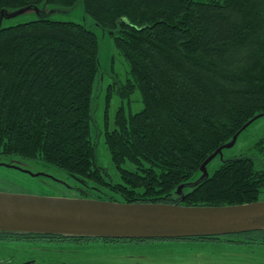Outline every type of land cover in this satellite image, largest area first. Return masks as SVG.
<instances>
[{
    "label": "trees",
    "instance_id": "1",
    "mask_svg": "<svg viewBox=\"0 0 264 264\" xmlns=\"http://www.w3.org/2000/svg\"><path fill=\"white\" fill-rule=\"evenodd\" d=\"M80 2L130 67L125 83L109 85L108 104L114 95L127 99L136 90L143 98L141 111L118 109L114 129L105 115V143L121 181L111 182L96 163L100 40L76 21L40 17L0 26V157L39 160L84 180L81 198L185 206L261 200L264 166L250 156L227 160L188 190L179 188L246 123L264 114V0H0V16L9 9H70ZM257 146L264 153V136ZM244 234L264 241V230L219 236Z\"/></svg>",
    "mask_w": 264,
    "mask_h": 264
},
{
    "label": "rangeland",
    "instance_id": "2",
    "mask_svg": "<svg viewBox=\"0 0 264 264\" xmlns=\"http://www.w3.org/2000/svg\"><path fill=\"white\" fill-rule=\"evenodd\" d=\"M19 10L9 9L7 15L14 16L3 19L1 25L9 26L49 17L83 23L97 33L100 40L101 73L95 83L92 133L97 147L96 163L108 173L111 182H120L121 178L112 162L103 131L106 114L109 129H114L120 107L123 106L127 113L141 111L144 107L138 90L127 99H121L116 94L109 104L107 102L109 85L115 82L125 83L130 77L128 62L115 46L112 36L85 12L83 2L70 9H60L49 4L32 6L22 13ZM263 136L264 115L243 130L235 141L231 139L227 142V146L205 165L204 170L200 169L189 181L190 184H184L182 190L193 187L192 184H197L204 174L212 175L230 159L250 156L263 167L264 153L257 146ZM82 184L87 186L84 180L39 160L0 157V191L81 198L84 188ZM261 200H264V192ZM0 264H264V255L237 252L233 247L214 248L212 241H75L0 235Z\"/></svg>",
    "mask_w": 264,
    "mask_h": 264
},
{
    "label": "water",
    "instance_id": "3",
    "mask_svg": "<svg viewBox=\"0 0 264 264\" xmlns=\"http://www.w3.org/2000/svg\"><path fill=\"white\" fill-rule=\"evenodd\" d=\"M7 14H1L0 26L3 19L14 16ZM263 115L251 119L232 139L235 141ZM226 146L217 149L201 170ZM208 176L204 174L199 181ZM252 230H264V200L239 205L185 206L0 191V232L152 239L219 236Z\"/></svg>",
    "mask_w": 264,
    "mask_h": 264
},
{
    "label": "flooded vegetation",
    "instance_id": "4",
    "mask_svg": "<svg viewBox=\"0 0 264 264\" xmlns=\"http://www.w3.org/2000/svg\"><path fill=\"white\" fill-rule=\"evenodd\" d=\"M210 238H203V239H195L196 241H212V246L214 248H236L237 252H245L246 254L249 253H258L263 254L264 252V241H256L253 238H248L246 234L243 237H223V236H208ZM48 239V238H47ZM56 239V238H55ZM59 239V238H58ZM63 240V239H62ZM71 240V239H70ZM194 240V239H189Z\"/></svg>",
    "mask_w": 264,
    "mask_h": 264
}]
</instances>
